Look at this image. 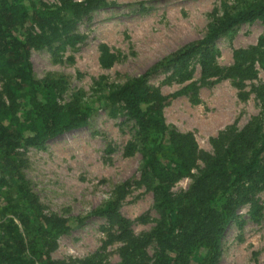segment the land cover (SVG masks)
<instances>
[{
  "label": "trees",
  "instance_id": "obj_1",
  "mask_svg": "<svg viewBox=\"0 0 264 264\" xmlns=\"http://www.w3.org/2000/svg\"><path fill=\"white\" fill-rule=\"evenodd\" d=\"M104 3L0 0V81L5 96L0 99V264H218L226 227L234 222L240 228L244 225L238 209L249 203L250 214L259 213L252 197L264 189V118L254 116L241 128L228 127L213 141V153L199 152L191 133L166 124L163 107L170 96L147 87L146 81L150 74L171 66L173 76L186 79L193 60L202 80L256 78V64L264 65V36L256 45L236 49L227 67L216 63L214 42L240 24L264 22V0H234L213 17L204 36L171 52L147 72L119 83L101 78L89 95L61 102L55 80L35 79L31 49L61 39L73 43L77 35L70 33L72 25ZM100 52L101 65L110 67L114 56L104 44ZM257 90L264 99V86ZM98 102L113 115L124 111L133 121V142L128 148L141 155L140 181L152 193L157 217L148 230L136 234L119 212L118 197L110 198L73 219L76 223L88 216L106 219L115 233H107L104 245L121 241L119 260L111 263L95 255L55 260L51 252L57 238L70 229L71 219L43 211L22 172L18 152L84 127ZM197 159L201 165L193 173ZM189 176L188 188L173 193V184ZM123 188L117 187L119 194Z\"/></svg>",
  "mask_w": 264,
  "mask_h": 264
},
{
  "label": "rangeland",
  "instance_id": "obj_2",
  "mask_svg": "<svg viewBox=\"0 0 264 264\" xmlns=\"http://www.w3.org/2000/svg\"><path fill=\"white\" fill-rule=\"evenodd\" d=\"M59 5L61 0H42ZM82 1V0H72ZM83 14L71 27L73 43L63 39L42 48H32L30 60L36 80H55L59 101L90 94L101 78L109 83L141 75L159 60L186 43L205 35L215 15L234 0H104ZM264 36V22L255 20L234 27L214 42L216 63L230 66L233 52L256 45ZM114 56L110 67L101 65L100 46ZM254 79H201L196 60L190 62L188 78L173 76L174 67L149 75L146 86L170 96L163 107L166 124L191 133L199 152L213 153V141L230 126L243 127L252 117L264 118V65L256 64ZM191 84L195 88H187ZM180 92L179 94H176ZM0 99H5L0 81ZM88 123L46 141L41 147L20 149L22 172L46 213L70 218V229L57 238L51 252L55 260H82L95 255L116 263L121 241L107 240L115 233L106 219L85 216L106 200L118 197L119 212L131 223L134 233L148 230L157 217L153 196L141 183V155L128 148L133 142L134 123L124 111L116 115L96 103ZM201 165L197 159L193 173ZM192 178L177 180L173 193L188 188ZM123 186L122 194L117 190ZM260 206L250 214L245 203L238 209L244 219L240 228L229 223L221 240L218 264H264V189L252 197ZM153 245L148 247L152 253Z\"/></svg>",
  "mask_w": 264,
  "mask_h": 264
}]
</instances>
